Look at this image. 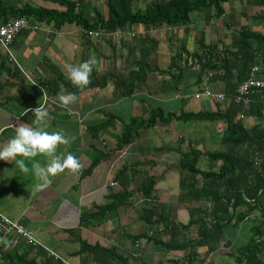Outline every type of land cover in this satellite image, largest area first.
Listing matches in <instances>:
<instances>
[{"label":"crops","instance_id":"0c3cea01","mask_svg":"<svg viewBox=\"0 0 264 264\" xmlns=\"http://www.w3.org/2000/svg\"><path fill=\"white\" fill-rule=\"evenodd\" d=\"M2 1L8 3L10 7L24 5L20 4V0ZM88 2L92 3L90 0ZM48 9L53 8L49 6ZM103 14L106 15L104 12ZM259 14L264 16V13ZM230 16L232 18L234 15ZM253 17L249 18L253 21ZM202 18L204 25L199 26V31L204 30L206 42L223 44L219 39L216 42L210 41L208 28L205 26L207 17ZM2 24L0 18V26ZM193 24L188 30L180 29L182 36L184 32L189 34L192 40ZM30 25L31 29L19 35L11 46L13 56L21 69L14 67L10 58L0 48V128L9 127L13 120L20 119L19 123L41 127L49 132L60 131L69 142L59 145L56 154L66 156L71 152L79 158L82 167L75 173L58 174L46 188L38 189L36 185L39 181L33 172L23 173L14 163L0 160L2 214L21 224L35 239L71 264H118L114 260L104 259L95 262L92 255L77 256L81 249L78 237L90 246L99 245L124 256L129 260V264H237L238 251L251 242L256 228L260 227L262 234L260 240L264 241V194L259 208L250 212L243 223L235 226L233 220L228 226L230 234H224L220 245L198 249L197 258L192 257L191 262L185 250L171 251L145 239L135 240L134 238L140 234L150 233L151 236H160L165 242L173 245L180 246L190 240L195 241L197 239L195 228L183 235L178 232L174 237L167 233L163 235L162 225L150 229L143 220L144 213L150 205L141 197L138 189L141 187L142 179L146 177L157 178L165 173V179L160 182H166L174 172L181 174L178 168L180 162L178 149L183 152H188L191 148L215 152L227 151L228 148L221 138L224 128L222 122L214 124H217L220 133L217 137L213 136V141L218 147L209 150L206 149L209 138L206 126H209V123H203V127L190 126L192 137H186L187 132H182L180 136L177 122H172L158 124L149 129L142 128L129 145L118 150L117 141L123 133V125L129 124L133 119L147 121L151 111L156 109L163 110L165 114H180L210 111L203 108L210 107L211 112H215L217 103L206 98L208 102L200 104L204 97L195 99L200 88L195 68L184 73L180 84L171 81V76L167 74L160 75L154 71L140 74L141 82L136 85L130 97L122 96L114 81H109L103 87L92 86L103 82L104 77L109 74L129 78L131 72L140 71L137 62L142 60L144 52L151 49L150 44L144 47L140 43L147 35L143 27L141 37L130 39L129 33L135 28L116 34L96 33L99 34L97 37L95 34L85 35L74 25H66L61 29L56 28L54 24L47 25L35 21H30ZM261 26L263 30L264 22ZM164 29L160 30L159 38L155 36L157 35L155 32L150 34L154 36L151 38L160 41L159 47L151 52L150 62L151 65H158L162 71L169 69L174 54L173 47L167 45L169 39L163 38ZM89 59L94 61L90 83L82 88L74 86L68 79V65L80 64ZM35 84L42 87L44 92L35 87ZM211 87L216 93L226 91L225 84L221 82H212ZM69 93H75L77 99L69 107H62L59 95ZM231 102L228 99L223 104L219 103L220 108L238 110L239 107ZM39 105L47 109L49 116L40 125H36L32 110ZM243 111L246 110L237 114L236 120L243 119L248 129L260 125L264 131V114L261 120H257L250 115L244 116ZM106 122H110V125L103 128L95 138L90 130ZM15 130L16 127L6 129L1 137L0 146L10 140ZM196 133L199 134L197 137L194 136ZM167 140L168 143H176V147H171L174 150L166 149L170 147L168 143L167 146L165 144ZM156 143L160 144L155 145ZM220 148L224 149L216 150ZM48 160L49 157L40 154L28 159L26 163L31 169L33 163L46 165ZM95 162L97 165L92 172L85 173ZM123 170H126L130 182L120 183L115 180ZM186 175L185 173L184 176ZM115 183L118 186L112 187L111 185ZM157 187L156 184L155 191L160 189ZM123 189L127 193H134V196L128 204L118 208L115 217L105 218L103 222L95 223L89 228L81 226L83 215L98 213L101 208L110 206L113 203L112 196ZM157 193L168 194L164 197L170 201L172 197L169 195L173 193V189L166 192L160 190ZM187 200L178 198L173 201L170 205L171 213L164 206L170 221L183 225L189 223L190 210L198 207L195 204L199 201ZM153 204L155 206L156 201H153ZM242 209L246 210L245 207H241L237 211ZM252 219L255 225L244 230V223ZM193 235L196 238H192ZM1 242L0 264H58L54 261L49 263L41 248L33 247L25 241L19 242L16 246L10 238ZM259 257L264 264V248Z\"/></svg>","mask_w":264,"mask_h":264},{"label":"trees","instance_id":"16d2710c","mask_svg":"<svg viewBox=\"0 0 264 264\" xmlns=\"http://www.w3.org/2000/svg\"><path fill=\"white\" fill-rule=\"evenodd\" d=\"M40 1L53 4L57 8H39L29 4L10 7L7 5L8 3L0 0V18L3 24L9 20L26 19L47 25L54 24L58 29L66 25H74L85 35L90 36H94L96 33H123L138 26L145 29L147 35L140 40V43L144 47L150 44L152 50L148 49L144 52L142 60L137 62L140 71L131 72L129 78L109 74L104 77L103 82L92 84L93 87H103L109 81H114L121 90L122 96L130 97L133 95L136 85L141 82L140 74L149 71H154L160 75L167 74L171 76V81L180 84L184 73L193 68L198 73L200 91L203 90L202 87L209 75H212L209 85L212 82L225 84L226 100L230 99L231 103L239 107L238 110H222L219 102H216L217 111L215 112L165 114L161 109L152 110L147 121L133 119L129 124H124L123 133L117 141V149H122L135 139L139 130L153 128L158 124H170L172 122L224 123L221 138L223 144L228 148L227 151H199L194 148L188 152H183L181 149L177 150L180 154L178 168L182 175V189L187 191L194 201L209 202L212 204V209L209 211L201 208L191 209V220L187 225L170 221L164 207L160 209V206L148 204L150 208L144 213L143 220L150 229L162 225L163 233L174 237L178 232L183 235L195 228L197 239L179 246L165 242L160 236H151L150 233L140 234L134 238L137 241L145 239L166 250H185L188 252L190 262L192 257L197 258L196 251L198 249L220 245L219 242L223 237L224 229L231 225L233 220H235V226L243 223L250 212L259 208L260 200L264 194V131L260 125L248 129L245 127L243 119L236 120L237 114L242 110H246L243 111L244 116L250 115L257 120L263 118L264 88L253 89L248 107L243 103H237L235 98L239 86L251 78L255 69H258L254 74L255 79L264 82V32L242 26L235 34L231 45L221 47L217 44H208L205 32L202 30L197 41L198 50L192 53L182 46L179 51L173 54L171 65L166 71H162L158 65H151V52L159 47L160 41L151 38L153 35L150 34H154V32L159 34L160 30L164 28L172 30L186 28L188 30V27L193 23V16H206L208 21L211 18L221 19L226 15L225 5L231 1L262 8L264 7V0H155L149 2L144 9L138 6L139 3H147L149 0H106V15L93 3H89V0ZM210 13H214V15ZM253 18L256 25L260 26L264 22V16L260 14ZM234 19L232 17L231 21L233 22ZM109 125L110 122H106L90 130V132L96 138L99 132ZM166 149L174 150L171 147ZM203 158L209 161L210 169L202 170L199 168V163ZM96 165V162L93 163L89 171L85 173L92 172ZM218 165L220 166L218 167ZM185 173L186 176H184ZM126 174V170L121 171L115 180L120 183L130 182ZM199 179L202 181L200 184ZM156 184L157 180L154 177H147L138 189L143 199L148 203H153L156 200L154 197ZM124 186L126 188V185ZM133 194L127 193L123 189L113 195V203L110 206L101 208L98 213L83 215L81 226L89 228L95 223L103 222L105 218L115 217L118 208L128 204L134 196ZM241 207H245L246 210L237 211ZM74 235L76 234L74 233ZM261 236V230L258 227L253 231L251 242L238 251L237 264H263L259 257L264 248V241L260 240ZM3 239L6 238L0 237V244ZM77 241L81 246L77 256L92 255L95 262L104 259L106 261L114 260L118 264H129V260L120 254L104 249L99 245L90 246L79 237ZM47 260L49 263L54 261L62 264V262L52 258H47Z\"/></svg>","mask_w":264,"mask_h":264},{"label":"rangeland","instance_id":"374dc122","mask_svg":"<svg viewBox=\"0 0 264 264\" xmlns=\"http://www.w3.org/2000/svg\"><path fill=\"white\" fill-rule=\"evenodd\" d=\"M21 1V2H20ZM20 4H29V5H33L35 7H43V8H49L52 7H56L55 5L53 4H50V3H47V2H43V1H40V0H28V1H31V2H28V1H25V0H20ZM94 5H96V7L99 8L100 11H102V13H106V8H105V2L106 0H90ZM152 1H155V0H149L147 3L146 2H141L139 3V7L144 9L149 2H152ZM26 2V3H25ZM225 9H226V13H229V14H226L223 18L221 19H218V20H214L213 18H211L209 21H205V26L206 28H208V31H209V37H210V41H217L218 39L219 40H222L223 44H221L220 46L222 47L224 44H226L227 46H230L233 39H234V36L236 33H238V31L241 29L242 26H247L249 28H252L253 30H256V31H261L262 30V26L260 24L259 25H256L254 24V22L251 20L252 18H249V17H252V16H255L259 13H264L263 12V7L262 8H258V7H253L251 5H248V4H245V3H239V2H235V1H231L230 3L226 4L225 5ZM212 15V14H211ZM230 15H234L233 17L235 18L234 21L232 22L231 21V16ZM193 26L191 28L192 32L194 33V35H192V40L191 38H189V34H185L183 32V36L181 34L180 29L178 30H167L164 29V32L162 33L163 34V38H167L169 39V41L167 42V45H170V47H173V50H174V53L176 51H179L180 48L183 46L184 48L188 49L190 52L194 53L198 50V44H197V41H198V38H199V33L201 32V29L199 31V26H203L204 23L202 24V21L203 18L202 17H194L193 16ZM230 26V27H227V26ZM183 30V29H181ZM141 26H138L134 29V31L132 32H135V33H132L130 32L129 34V37L130 39H133L134 37H141ZM264 31V29L262 30ZM132 33V34H131ZM161 33L155 35V36H158V38L161 36L160 35ZM194 37V39H193ZM195 74V73H194ZM205 101V102H204ZM208 102L206 98H202L200 100V104H203V103H206ZM204 109L206 110H212L210 109V107H203ZM205 123V122H203ZM203 123L201 122H177L176 124L178 125L179 127V130H180V136H182V132H187L185 133V136L187 137H192L190 136V131H189V128L190 126H197V125H202ZM207 124V123H206ZM210 125L209 126H206V131L208 132V136L209 138H207V141L208 143H206V149H212L215 147H218L217 145H215V142L213 141V136H218L220 133L218 132V127L216 125H214L213 123H209ZM198 127V126H197ZM203 127V125H202ZM218 132V133H217ZM155 133V132H154ZM199 134L196 133L194 136L197 137ZM167 143H168V140L166 141V146H167ZM160 143H156L155 145H159ZM168 145H170V147H176V143L174 144V142H170L168 143ZM178 147V146H177ZM224 149V148H222ZM221 148L220 149H216V150H222ZM199 168L202 169V170H208L210 169V165H209V161L206 159V158H203L200 163H199ZM147 178V177H146ZM156 180H157V189L160 188L159 190L155 191L154 189V195H155V198H156V207H164L171 213V203L175 200H177L178 198H182L184 201L185 200H189L191 201V195L188 194L187 191L183 190L182 187H181V174H179L178 172H174V175L173 176H170L166 182H160L162 179H165V173L162 174L161 176H157L154 177ZM145 180L142 179L141 183ZM199 184L202 183L201 179H199ZM173 189V193L171 195H169L170 197H172V199L169 201V198L166 199L164 196H167L168 194L166 193H157L159 192L160 190L162 191H169ZM143 198V196H141ZM160 199V202H158V200ZM187 200V201H188ZM160 203H162V205H160ZM179 203V202H178ZM150 205H153V203H148ZM195 206H198V207H193L194 209H197V208H201L203 210H210L212 209V204H210L209 202L207 201H199L195 204ZM176 223V222H175ZM177 224V223H176ZM255 225V221L252 219L251 221L249 222H245L244 223V230L246 228H251ZM230 228L227 227L224 229V234L227 233V234H230L229 232ZM223 234V236H224ZM164 235V233H163ZM192 238H196L195 235H193Z\"/></svg>","mask_w":264,"mask_h":264},{"label":"clouds","instance_id":"9594fccd","mask_svg":"<svg viewBox=\"0 0 264 264\" xmlns=\"http://www.w3.org/2000/svg\"><path fill=\"white\" fill-rule=\"evenodd\" d=\"M93 63L94 61L89 59L80 64L68 65V79L74 86L82 88L90 83ZM76 99L75 93L59 95L60 105L65 108L69 107ZM32 112L36 125H40L49 116L47 109L41 105ZM68 142L66 136L60 131L49 132L41 127L19 123L16 125L15 134L7 143L0 146V160L14 163L23 173L33 172L39 181L36 187L43 189L51 184L52 178L56 175L65 172L75 173L82 167L79 158L71 152L66 156L56 154L58 146L68 144ZM40 154L49 157L47 164L41 165L39 162H35L30 169L26 161Z\"/></svg>","mask_w":264,"mask_h":264},{"label":"built area","instance_id":"2783aa9c","mask_svg":"<svg viewBox=\"0 0 264 264\" xmlns=\"http://www.w3.org/2000/svg\"><path fill=\"white\" fill-rule=\"evenodd\" d=\"M30 29H31L30 21L26 19L9 20L0 26V48L4 50V52L10 58L14 67L16 68L21 69L19 63L16 61V59L13 56V53L11 51V46L19 35ZM95 35L97 37L99 36V34H95ZM257 71L258 69H255L254 72L251 74V78L248 79L244 84L239 86L235 96L237 103H243L246 107H248L250 104V95L252 94L253 89L264 88V82L255 79L254 74ZM211 77L212 75H209V77L206 78L205 85H203L202 87L203 90L202 91L199 90V92L195 95V99L199 100L202 97H204L214 102L223 103L224 101H226V95L225 93L214 92L211 85L208 84ZM35 87H37L41 92H44V89L42 87L36 84ZM19 122L20 119H15L11 122L9 127L0 128V140L6 129L16 127V125ZM111 186L117 187L118 184L115 183L112 184ZM0 237L12 239L14 246H16L21 241H25L29 245H32L33 247L41 248L45 252L47 258H52L55 261H60L62 262V264H71L68 260L62 258L56 252L50 250L40 241L35 239L21 224L11 220L1 212H0Z\"/></svg>","mask_w":264,"mask_h":264}]
</instances>
